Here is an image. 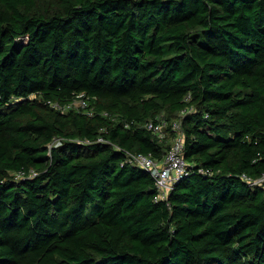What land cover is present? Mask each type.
Returning <instances> with one entry per match:
<instances>
[{
	"label": "trees",
	"instance_id": "1",
	"mask_svg": "<svg viewBox=\"0 0 264 264\" xmlns=\"http://www.w3.org/2000/svg\"><path fill=\"white\" fill-rule=\"evenodd\" d=\"M79 92L91 113L51 105ZM186 106L189 173L156 200L126 151L162 158L175 131L144 122ZM243 173H264V0H0V264H264Z\"/></svg>",
	"mask_w": 264,
	"mask_h": 264
},
{
	"label": "built area",
	"instance_id": "2",
	"mask_svg": "<svg viewBox=\"0 0 264 264\" xmlns=\"http://www.w3.org/2000/svg\"><path fill=\"white\" fill-rule=\"evenodd\" d=\"M188 97L189 96H187V98ZM51 105L61 110L75 108L77 110L82 109L91 113V110L88 109L89 96L84 92L75 94V96L64 105H61L59 102H51ZM192 108V106L184 107L179 111V115L172 120L156 116L155 118H150L144 122V126L151 130L158 139H162L167 135V127L169 125L175 131L172 144L166 150L162 158H155L151 155V153L126 151V158L128 162L139 165L143 169L147 170L154 178L155 185L157 187V194L155 196L156 200L166 198L169 191L172 189L174 182L189 173L190 165L183 155L184 144L181 129V116L187 111L192 110ZM198 170L202 173L210 172V169L204 167H198ZM35 172L36 171L33 169L30 170V173L32 174ZM22 173L23 172H19L18 175H22ZM242 176L250 184L264 185V173L255 179L248 177L244 173Z\"/></svg>",
	"mask_w": 264,
	"mask_h": 264
},
{
	"label": "rangeland",
	"instance_id": "3",
	"mask_svg": "<svg viewBox=\"0 0 264 264\" xmlns=\"http://www.w3.org/2000/svg\"><path fill=\"white\" fill-rule=\"evenodd\" d=\"M174 114L170 113L168 110L164 109L162 110L157 116L158 117H162V118H168V117H175L176 114L173 116ZM60 140L56 139L55 142L58 143Z\"/></svg>",
	"mask_w": 264,
	"mask_h": 264
}]
</instances>
